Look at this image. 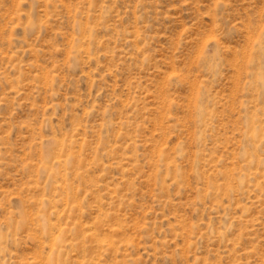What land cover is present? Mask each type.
<instances>
[{"label": "rangeland", "instance_id": "1", "mask_svg": "<svg viewBox=\"0 0 264 264\" xmlns=\"http://www.w3.org/2000/svg\"><path fill=\"white\" fill-rule=\"evenodd\" d=\"M0 264H264V0H0Z\"/></svg>", "mask_w": 264, "mask_h": 264}]
</instances>
